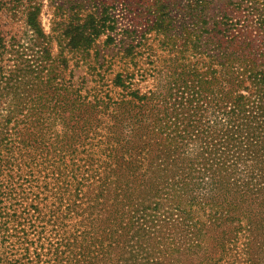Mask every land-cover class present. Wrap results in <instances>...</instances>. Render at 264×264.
I'll return each mask as SVG.
<instances>
[{
    "label": "trees",
    "instance_id": "16d2710c",
    "mask_svg": "<svg viewBox=\"0 0 264 264\" xmlns=\"http://www.w3.org/2000/svg\"><path fill=\"white\" fill-rule=\"evenodd\" d=\"M52 1L51 34L42 25L41 6L27 15L43 51L51 56L53 42L58 46L50 78L57 83L16 206L3 204L0 181V213H27L23 221L17 216L15 231L26 222L37 239H29L33 231H24L19 240L27 245L25 253H15L6 264H36L43 255L51 260L53 250L58 262L74 258L95 264L94 254L109 255L123 229L150 230L146 218L154 222L152 213L176 212L183 226L184 213L208 206L212 213L209 201L226 190L242 200L264 198V0H222L227 6L217 14L211 8L216 0H145L152 16L149 33L168 55L159 58L162 65L152 73L157 84L144 92L135 81L145 76L136 61L142 40L128 36L134 31H124L129 42L121 43L112 61L119 66L113 78L117 91L105 88L102 69L109 61L97 49L91 54L103 35L108 44L115 41L110 3ZM71 61L90 72L69 71ZM191 148L195 153L179 168L182 181L170 176L156 192L148 187L152 202L137 204V185L142 190L153 179L151 170L167 171L175 156ZM174 196H183L187 205L161 212V201ZM186 220L196 228V219ZM49 232L57 241L44 236ZM82 242L89 244L86 254L71 251ZM33 244L41 252L49 248L47 254L35 251L36 259L30 258ZM61 246L69 255L59 252Z\"/></svg>",
    "mask_w": 264,
    "mask_h": 264
},
{
    "label": "rangeland",
    "instance_id": "374dc122",
    "mask_svg": "<svg viewBox=\"0 0 264 264\" xmlns=\"http://www.w3.org/2000/svg\"><path fill=\"white\" fill-rule=\"evenodd\" d=\"M105 1L106 5L110 3L109 12L117 22L115 32L111 33L115 41L108 44L107 35H103L91 51L94 55L96 49L99 50L101 59L109 61L102 69L108 84L105 88L114 92L118 90L114 88L113 78L119 66L112 61L121 43L129 42L124 32L128 29L134 31L128 36L132 38L135 35L138 41L142 40L136 48L138 52L136 61L138 67L142 68L145 79H141V75L137 76L136 87L143 92L153 89L157 82L154 81L152 73L156 74L155 67L159 68L162 65L159 58H165L168 54L149 33L152 16L150 17L148 11V2ZM225 3L222 5V0L213 1L212 13L217 14L221 6L225 7ZM34 6H41L42 25L45 32L51 34L54 13L52 0H0V181L5 187L3 204L11 208L16 206L17 199H22V183L23 179L26 180V173L29 170L26 162H31L29 153L35 152L38 148V142L35 140L41 133L40 124L47 115L46 104L49 95L57 83L56 80L50 79L56 71L54 59L58 54L57 44L53 42L51 56H48L43 51L44 43L33 35L27 25L29 9ZM71 70L78 75L90 72L87 65L76 66L74 61L70 62L69 71ZM166 84L165 80L160 85ZM28 143H32L30 147L25 146ZM194 147L196 145L192 148ZM192 148L187 149L184 156L182 153L175 156V161L168 166L167 171L151 170L150 175L153 179L148 181L147 185L145 183L146 188L144 186L140 190L137 185L134 199H137L136 203L141 205L151 203L148 187L156 192L160 186L167 184L170 176H176L181 182L180 175L183 171L179 168L183 167L195 153ZM181 163L183 165L179 166ZM27 185L28 183H25V186ZM11 188L16 190L13 191ZM186 205L187 200H184L183 196L180 199L174 196L162 200L160 209L161 212L164 209L172 212L176 207L184 208ZM209 205L213 208L212 213H209V206L205 210L194 208L193 211L199 213H184L183 226L180 225L182 221H179L176 212L152 213V216H155L154 222L146 218L148 225L152 227L150 230L134 226L126 233L123 229L118 238L119 242L111 253L108 255L97 252L93 261L95 264H118L119 261L122 263L134 259L139 261L136 264H264V198L242 200L233 191L226 190L215 195L209 201ZM218 211L224 213H217ZM151 212V209L146 210L148 215ZM105 214L103 213V216ZM18 215L22 216L18 217V220L22 221L23 217L28 216L27 213H0V264H6V260L10 261L15 253L22 255L25 253L24 247L27 245L22 243V239L19 240L24 231H33L29 239H37L35 229L25 224L26 222L21 224L20 232L15 231ZM189 217L198 221L196 228L190 224V220H186ZM48 228L52 229L51 226ZM44 236L53 242L57 241L56 235L50 232ZM92 236L89 235L91 240ZM94 237H97V234L94 233ZM48 249L41 252V249L33 244L30 246L29 257L36 259L35 251L47 254ZM88 249L89 244L82 242L76 248L73 246L71 251L78 250L86 254ZM62 251L69 255L64 246L59 249V252ZM53 253L54 250L51 260L43 255L44 261L36 264H85L83 261L80 263L75 261L74 258L58 262ZM106 256L107 259H104Z\"/></svg>",
    "mask_w": 264,
    "mask_h": 264
}]
</instances>
